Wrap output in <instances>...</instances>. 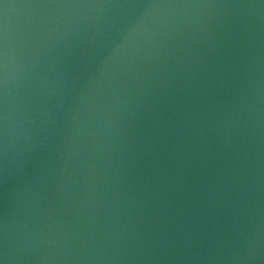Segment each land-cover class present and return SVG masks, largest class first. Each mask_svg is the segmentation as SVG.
I'll return each mask as SVG.
<instances>
[{"label": "water", "instance_id": "water-1", "mask_svg": "<svg viewBox=\"0 0 264 264\" xmlns=\"http://www.w3.org/2000/svg\"><path fill=\"white\" fill-rule=\"evenodd\" d=\"M0 264H264V0H0Z\"/></svg>", "mask_w": 264, "mask_h": 264}]
</instances>
